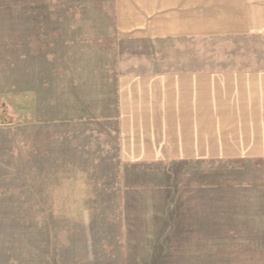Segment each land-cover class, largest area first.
<instances>
[{"label": "rangeland", "instance_id": "obj_1", "mask_svg": "<svg viewBox=\"0 0 264 264\" xmlns=\"http://www.w3.org/2000/svg\"><path fill=\"white\" fill-rule=\"evenodd\" d=\"M145 18L0 0V264H264V156L126 158L117 107L123 76L264 69V32L155 37Z\"/></svg>", "mask_w": 264, "mask_h": 264}, {"label": "crops", "instance_id": "obj_2", "mask_svg": "<svg viewBox=\"0 0 264 264\" xmlns=\"http://www.w3.org/2000/svg\"><path fill=\"white\" fill-rule=\"evenodd\" d=\"M155 37L264 32V0H139ZM154 31V32H153ZM119 153L135 160L264 156V69L123 76Z\"/></svg>", "mask_w": 264, "mask_h": 264}]
</instances>
